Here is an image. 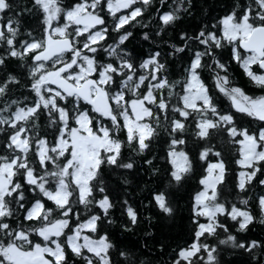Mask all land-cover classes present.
I'll list each match as a JSON object with an SVG mask.
<instances>
[{
    "label": "snow or ice",
    "instance_id": "1",
    "mask_svg": "<svg viewBox=\"0 0 264 264\" xmlns=\"http://www.w3.org/2000/svg\"><path fill=\"white\" fill-rule=\"evenodd\" d=\"M0 264H264V0H0Z\"/></svg>",
    "mask_w": 264,
    "mask_h": 264
},
{
    "label": "trees",
    "instance_id": "2",
    "mask_svg": "<svg viewBox=\"0 0 264 264\" xmlns=\"http://www.w3.org/2000/svg\"><path fill=\"white\" fill-rule=\"evenodd\" d=\"M18 2H20V3H23V2H24V0H18Z\"/></svg>",
    "mask_w": 264,
    "mask_h": 264
}]
</instances>
